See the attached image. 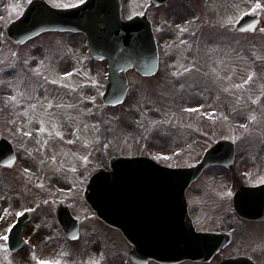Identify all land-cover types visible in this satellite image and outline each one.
<instances>
[{"label": "rangeland", "instance_id": "374dc122", "mask_svg": "<svg viewBox=\"0 0 264 264\" xmlns=\"http://www.w3.org/2000/svg\"><path fill=\"white\" fill-rule=\"evenodd\" d=\"M28 1L0 0V136L17 152L12 169L0 168V264H129L130 246L83 199L92 172L116 156L192 165L219 139L235 144L232 168H208L187 191V200H200L198 230L232 236L207 264L240 255L264 264V222L239 219L231 202L239 185L264 183V0H170L147 9L159 67L147 78L128 71L130 92L114 108L101 101L107 64L91 58L82 34L44 33L21 46L7 39L3 27ZM46 1L62 8L83 0ZM121 3L128 19L148 0ZM256 4L260 27L236 33L237 17ZM60 200L80 221L78 241L57 224ZM24 210L26 245L10 254L5 237Z\"/></svg>", "mask_w": 264, "mask_h": 264}, {"label": "water", "instance_id": "95a60500", "mask_svg": "<svg viewBox=\"0 0 264 264\" xmlns=\"http://www.w3.org/2000/svg\"><path fill=\"white\" fill-rule=\"evenodd\" d=\"M166 0H150L159 5ZM118 0H86L83 4L54 9L43 0H32L22 16L6 29L8 37L23 43L44 31H73L83 33L88 49L95 59L108 61V83L102 96L108 105L120 103L127 85L123 76L134 68L144 75L156 69V50L148 22L134 17L120 19ZM259 10L253 16L242 15L236 23L238 31H253ZM100 25H103L101 28ZM15 161L10 144L0 139V165L11 167ZM232 145L218 142L193 167L169 169L146 158H118L111 162L112 172L97 171L90 180L85 198L96 215L110 226L120 229L134 249L130 257L136 264L146 259L162 263L184 259L209 260L228 243L223 235L197 234L185 215L172 213L171 208L185 205V191L200 172L210 164L231 165ZM237 212L247 219L264 218V186L240 188L234 195ZM165 202L167 214L144 213L146 203ZM67 212L58 210L62 226L69 220ZM26 216L18 218L9 236L15 245ZM241 260L222 264H240Z\"/></svg>", "mask_w": 264, "mask_h": 264}, {"label": "flooded vegetation", "instance_id": "af4514ba", "mask_svg": "<svg viewBox=\"0 0 264 264\" xmlns=\"http://www.w3.org/2000/svg\"><path fill=\"white\" fill-rule=\"evenodd\" d=\"M200 200H194V203L192 204V207H190L191 214L196 216L199 214L200 211Z\"/></svg>", "mask_w": 264, "mask_h": 264}, {"label": "bare ground", "instance_id": "6f19581e", "mask_svg": "<svg viewBox=\"0 0 264 264\" xmlns=\"http://www.w3.org/2000/svg\"><path fill=\"white\" fill-rule=\"evenodd\" d=\"M26 102H30V99H27Z\"/></svg>", "mask_w": 264, "mask_h": 264}, {"label": "snow or ice", "instance_id": "6c2138e0", "mask_svg": "<svg viewBox=\"0 0 264 264\" xmlns=\"http://www.w3.org/2000/svg\"><path fill=\"white\" fill-rule=\"evenodd\" d=\"M57 135H59V133H57ZM5 239H7V237H5Z\"/></svg>", "mask_w": 264, "mask_h": 264}]
</instances>
